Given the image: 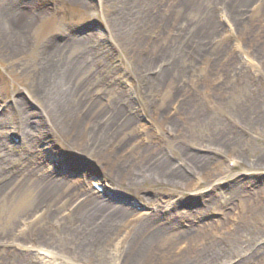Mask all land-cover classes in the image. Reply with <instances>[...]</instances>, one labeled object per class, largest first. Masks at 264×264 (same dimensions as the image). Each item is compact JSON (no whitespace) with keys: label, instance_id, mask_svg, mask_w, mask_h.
Returning <instances> with one entry per match:
<instances>
[{"label":"rangeland","instance_id":"374dc122","mask_svg":"<svg viewBox=\"0 0 264 264\" xmlns=\"http://www.w3.org/2000/svg\"><path fill=\"white\" fill-rule=\"evenodd\" d=\"M192 1L187 11L180 0H0V264H41L40 253L58 252L65 227L78 224L79 200L34 192L51 180L80 200L97 196L130 210L132 222L173 210L169 231L182 238L159 246L172 255L189 252L197 264H264V21H257L264 12H239L233 31L224 18L228 0ZM250 4L264 8V0ZM5 12L27 19L20 38L3 32ZM208 15L217 36L197 33ZM57 46H66L58 47V64L75 68L68 86L76 106H96L75 129L92 119L111 136L107 111L118 106L133 120L128 138L108 145L127 162L116 177L91 137L78 139L86 153L79 166L58 159L75 156L78 146L60 131L76 112L54 116L36 92ZM171 63L178 69L165 87L157 77ZM192 156L206 165L199 174ZM157 162L190 167L191 185L156 179Z\"/></svg>","mask_w":264,"mask_h":264},{"label":"bare ground","instance_id":"6f19581e","mask_svg":"<svg viewBox=\"0 0 264 264\" xmlns=\"http://www.w3.org/2000/svg\"><path fill=\"white\" fill-rule=\"evenodd\" d=\"M180 1L182 2L181 4L183 5L184 10L188 11L189 8H195L192 0ZM251 1L252 0L227 1L229 11L226 13L227 16L225 15V18L231 24L232 29L234 27L233 31H235V26L232 21L241 22L243 20L242 15L244 13L241 14L239 12H244V10L248 11V9L250 11H254L253 9H255L256 12L254 15L260 13V11L264 12V8L262 10L260 9L261 4L256 5V3L255 5L250 4L249 6H246V4ZM236 4H242V9L236 8ZM10 14L12 15V13ZM10 14L5 12V14L2 16L3 32L14 35L13 37L20 38L21 27L19 26L27 19L24 20L21 16V18L16 20V17L15 19L13 18L15 14L12 16ZM261 16L264 17V14ZM259 19L262 22L264 21L262 18H258L257 21ZM215 23L216 21L212 19L211 16H206L204 20V25L206 28H204V30L201 28L200 32L197 31V33L204 31V34L202 35H206V32L209 30L208 36L210 35L213 37V35L217 34V28L213 27ZM194 37L197 36L195 35ZM58 47L60 51H63L66 48V46H57L48 54L49 58L45 61L43 74L39 78V85L36 88V92L41 95V98L45 99L47 107L51 109V112L54 116H58V114H61V116H65L67 114L72 115L74 112H76V120L74 119L75 121L66 123L67 125H64L60 131L61 134L68 138L66 139L70 142V144L78 146L73 148L74 151H71V154L75 156L72 158L71 155L69 160H67L65 159L64 154L59 153L61 155H58V159L60 162L63 160L64 163H80V159L83 158L86 153L84 152V146L79 145L78 139L82 135L87 138L91 137L95 142V147H93L94 150H96L95 154H97V156L101 155L108 160L110 157V160L107 161L109 166V169L107 170V173L109 174L108 176H111V178L114 176L116 177L118 175V168H121L123 163L126 164L127 162L123 161L122 163L117 161L116 156H114L113 153H109L108 145L112 138L113 140H115V138H120L121 136L128 138L126 132L133 120H131L128 115L124 117L126 111L118 106V108L113 107L112 110L107 111L108 113H112V116L108 120V123L110 124L108 126L111 128V136L108 135L107 138H105L106 136L101 134L102 129H96L99 125L94 124L92 119L90 122L86 121V124L81 127L83 128L82 130L75 129L76 124L73 123L77 122V118L88 119L90 114L93 113V109H96V106H93L87 111H83L80 106H76V101L73 99L76 96V93L74 94L71 92L68 86L69 78L72 76V73L75 72V68L71 69L69 66H60L58 64ZM220 47H222V45ZM174 62L175 61H173V63ZM173 63L164 68L163 72H161L162 74L157 77L158 80L160 79V83L163 82L165 87H167L169 81L175 77V72L178 69L177 67L175 68ZM170 68L174 69L170 70ZM101 108L100 111L102 112L103 109ZM65 122L68 121L65 119ZM68 125H72L74 128L69 129ZM102 127L104 128L105 126ZM27 137L29 138V136ZM199 158L200 157L192 156V158L189 159V163L192 165L191 168L198 169V174L204 171L206 168L205 164H201L199 162ZM156 164L157 165L152 164V167H154L152 170L155 169L152 176H154L156 179L177 183L180 180L183 181L182 185L184 186L191 185L190 179L188 177L189 175H187L189 174L188 169L189 171H194L190 167L184 165L183 170H185L184 172H181L179 169L172 168L171 166L164 169L161 163L157 162ZM66 166L69 168L68 164H65V168ZM77 166L79 165L77 164ZM174 179L177 180L174 181ZM98 181L100 182L102 180L100 179ZM33 189L39 198L40 196H46L47 194L58 193V196L65 195L69 196V198L71 197V200L74 199V202L79 200L73 210V212L77 215L78 224L76 226H69V228L65 227V229H68L66 232L64 229V234L60 236L58 252L47 251L45 254L40 253V255H42L39 257L41 264H61L60 262L56 261L57 257L65 259L68 262L74 261L83 264H158L159 262H161L159 264H197L195 262L197 256L193 259L191 258L192 255L189 252L186 254L185 252H182L180 257H178L172 255L171 252H166L165 250L163 251L159 248V246L166 242L182 238L181 235L176 236V234H170L169 231V229L173 228V223L169 222L171 220V216L178 215L173 210L168 211V213H160L158 211L156 214H147L141 219L132 222L131 217L133 214L130 210L125 208H117L113 205H110L109 203H104V201H101L97 196L90 198L85 197L80 200L74 196L76 194L78 195L79 192H72V190L64 186L63 182H55L51 180L48 184L43 186H35ZM73 201L69 202L70 206L73 205ZM208 254L218 257L219 251L212 249L208 251ZM4 255L7 257L9 256V259H11L10 255L6 253H4Z\"/></svg>","mask_w":264,"mask_h":264}]
</instances>
